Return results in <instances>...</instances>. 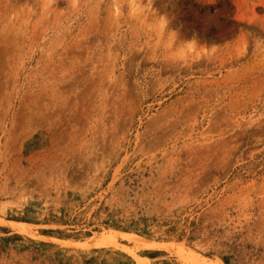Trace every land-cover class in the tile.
Segmentation results:
<instances>
[{
  "label": "rangeland",
  "instance_id": "rangeland-1",
  "mask_svg": "<svg viewBox=\"0 0 264 264\" xmlns=\"http://www.w3.org/2000/svg\"><path fill=\"white\" fill-rule=\"evenodd\" d=\"M264 264V0H0V264Z\"/></svg>",
  "mask_w": 264,
  "mask_h": 264
},
{
  "label": "bare ground",
  "instance_id": "bare-ground-1",
  "mask_svg": "<svg viewBox=\"0 0 264 264\" xmlns=\"http://www.w3.org/2000/svg\"><path fill=\"white\" fill-rule=\"evenodd\" d=\"M133 2H135L136 0H132ZM218 264H223L222 262H219Z\"/></svg>",
  "mask_w": 264,
  "mask_h": 264
}]
</instances>
